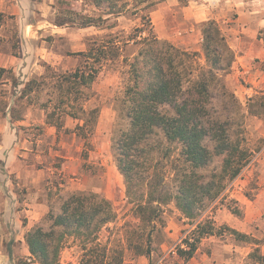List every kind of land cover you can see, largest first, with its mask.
Masks as SVG:
<instances>
[{"label": "trees", "instance_id": "trees-1", "mask_svg": "<svg viewBox=\"0 0 264 264\" xmlns=\"http://www.w3.org/2000/svg\"><path fill=\"white\" fill-rule=\"evenodd\" d=\"M160 1L91 0L96 7L106 5L107 15H134L140 25L130 32L94 39L86 50L73 53L79 57L73 70L59 72L45 64V72L25 81L16 99L26 97L32 101L38 98L33 93L48 87V100L40 104L49 109L46 123L59 129L63 116L72 117L77 120V134L87 138L99 116L97 107H86L88 90L106 62L121 59L127 73L117 98L111 149L124 179L127 203L142 223L143 234L150 227L146 240L161 220L163 205L174 203L182 218L195 223L177 246L178 257L186 262L195 255L203 237L222 233L209 216L201 217L202 212L241 173L252 152L245 145L241 103L228 83L235 60L228 37L216 20L203 22L201 62L198 52L156 34L150 13ZM180 1L186 5L191 0ZM101 20L82 15L81 27L99 26ZM66 23L59 20L54 24ZM258 37L264 44V28ZM260 66L264 72V60ZM6 71L1 68L0 74ZM12 79L15 87L20 84L16 76ZM17 101L4 103V114L11 123L22 119ZM247 114L264 117V90L248 99ZM165 161L171 165L170 183ZM116 217L114 205L100 193L70 192L57 212L48 213L49 226L38 224L25 233L29 254L17 257L14 264H59L63 244L70 238L84 254L99 252L79 264H123L122 251L99 242L102 230ZM225 232L238 241L256 246L259 241L264 243V237L257 240L228 226ZM141 243L136 247L143 252ZM249 257L264 264L258 248L250 251Z\"/></svg>", "mask_w": 264, "mask_h": 264}, {"label": "rangeland", "instance_id": "rangeland-1", "mask_svg": "<svg viewBox=\"0 0 264 264\" xmlns=\"http://www.w3.org/2000/svg\"><path fill=\"white\" fill-rule=\"evenodd\" d=\"M239 2L252 8L264 6V0H191L186 5L180 0H161L150 17L160 38L183 49L198 52L203 62L201 24L214 19L228 39H231L229 37L236 34L232 30L236 18V11L232 7ZM15 5L19 7L18 15L10 16L5 12L0 18V25H3L0 50L13 52L22 59L16 70L6 69L5 73L0 74V171H5L3 158L11 151L15 129L17 149L22 146L31 148L30 164L35 163L44 174L40 191L45 194L46 209L29 229L38 224L49 226L51 220L47 218L48 213L51 210L57 212L62 199L70 192L89 190L100 193L115 207L117 217L102 230L99 242L108 248L122 251L123 264H259L249 257V252L258 248V252L264 255V243L259 241L256 246L235 240L225 232V227H242L239 223L248 218L254 221L245 223V231L257 240L264 237V117L247 114L248 99L264 90L261 61H252L248 64L247 72L239 74L235 59L228 75L229 87L244 112L243 135L245 145L252 155L241 173L202 212L201 217L209 216L222 233L203 237L195 255L185 262L178 257L177 246L194 228L195 223L182 218L174 203L163 205L161 220L156 222L149 240H146L150 227L143 234L142 223L127 203L124 179L115 164L111 149L117 98L127 73L121 59L106 62L88 90L86 107H97L99 116L87 138L77 134V120L72 117L63 116L59 129L46 123L49 109H43L40 104L48 100L51 90L48 87L33 93L32 96L38 95V98L33 97L32 101L26 97L16 99L25 81L45 72V64L59 72L73 70L79 63V57L73 53L86 50L94 39L99 41L107 39L109 34L130 32L140 25V20L130 13L118 17L107 15L106 5L96 7L91 0H15ZM82 15L102 20L99 26L81 27ZM59 20L68 23L55 25ZM130 50L134 52L133 48ZM25 56H28L27 60ZM12 76H16L20 83L16 87ZM13 100H18L16 107L22 120L12 126L3 108L5 102L12 103ZM26 114L29 115L25 117ZM41 120L44 122L41 123ZM170 167V163L165 161L164 169L169 183L172 178ZM1 217L0 212V220ZM21 221L24 224L28 222L25 217ZM139 242H142L143 252L137 251L136 244ZM2 247L6 256L2 257L0 264H14L17 257L28 256L27 247L14 239L0 240ZM96 253L99 254L97 250L84 254L80 246L70 238L63 244L59 264L84 263L89 256H96Z\"/></svg>", "mask_w": 264, "mask_h": 264}, {"label": "crops", "instance_id": "crops-1", "mask_svg": "<svg viewBox=\"0 0 264 264\" xmlns=\"http://www.w3.org/2000/svg\"><path fill=\"white\" fill-rule=\"evenodd\" d=\"M232 9L236 11L235 28L232 29L233 33L236 34H233L235 37H229L231 39L228 40L235 53L236 61L234 64L236 69L239 74H243L247 72L248 64L252 61L256 59L264 60V44L258 37L259 30L264 28V6L252 8L239 2L234 3ZM5 12L9 13L10 16L19 14V7L15 5V0H0V18ZM2 28L3 25H0V36L3 33ZM41 57H43L42 54ZM24 59L27 60L28 56H25ZM21 61L22 59L15 56L13 52L0 50V69L16 70ZM262 78L264 79V75ZM28 115L26 114L25 117ZM19 121L11 123L8 120V123L13 126ZM43 122L41 120V123ZM13 130L14 138L11 141V151L3 158L5 171H0V212L2 214L0 240L14 239L25 247V231L30 228L34 220L40 219L46 209L45 194L40 191L44 183V174L42 169H38L35 166V163L30 164L31 148L22 146L17 149L15 142L17 139L15 136L16 130ZM0 159L2 158L0 157ZM12 178H15L16 181L13 182ZM20 186L22 190L18 189ZM24 189H26V192H24ZM33 189L37 190V192H34ZM35 195L36 197H34ZM255 215H258V213ZM23 217L28 220L26 224L21 221ZM253 221L246 218L239 223L243 225L242 227L231 226V228L247 233L245 231V223ZM5 256L6 252L2 247L0 248L1 263Z\"/></svg>", "mask_w": 264, "mask_h": 264}]
</instances>
